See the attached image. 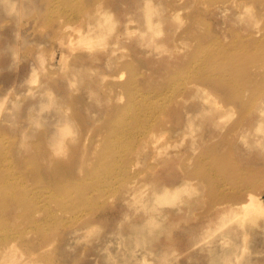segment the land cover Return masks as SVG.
Instances as JSON below:
<instances>
[{
  "label": "rangeland",
  "instance_id": "rangeland-1",
  "mask_svg": "<svg viewBox=\"0 0 264 264\" xmlns=\"http://www.w3.org/2000/svg\"><path fill=\"white\" fill-rule=\"evenodd\" d=\"M97 1L0 0V248L13 239L31 264H264V210L223 211L264 201V0H101L102 41L58 38ZM235 64L249 84L214 89L207 77L229 85ZM163 184L180 187L157 199ZM150 217L157 238L132 236Z\"/></svg>",
  "mask_w": 264,
  "mask_h": 264
},
{
  "label": "bare ground",
  "instance_id": "bare-ground-1",
  "mask_svg": "<svg viewBox=\"0 0 264 264\" xmlns=\"http://www.w3.org/2000/svg\"><path fill=\"white\" fill-rule=\"evenodd\" d=\"M18 1V0H17ZM142 1V0H141ZM233 1V0H232ZM236 3H238L237 1L238 0H234ZM233 1V2H234ZM240 1V0H239ZM249 1H253V0H246L245 2H244V6H247L248 4H249ZM21 2V1H20ZM239 4V3H238ZM240 5V4H239ZM238 5V6H239ZM102 6H103V2L101 1V0H99V1H97V3H95V6L93 7V8H91V9H89V10H87L84 14L82 13V15H81V17L79 18V19H77V22L75 21V24H73V23H67V24H65V25H61V27L60 28H58V32H59V36H58V38H64V35L65 34H68V36L70 35V37H67V39H68V42H66L67 44H69V42H70V39H72L73 38V34H72V32H73V30H76V28L77 27H81V28H85V31H83V32H80V33H77V35L78 36H80L82 33H84V35L85 36H87V38H88V40H89V44L87 45L88 47H92L93 45H95V44H92V43H90V42H92V41H97V42H99V41H102L103 39H104V37H105V34H104V32H103V28H102V23L103 22H105L107 19H108V12L107 11H104V10H102L101 8H102ZM241 7V6H240ZM144 9V8H143ZM152 6H151V4L148 2V4L146 5V9H145V14H146V19L144 18V20L145 21H143L142 23H143V26H144V28H146V29H150V30H156V27H157V22L158 21H156V20H154V19H152V16H151V13H152ZM257 17V16H256ZM153 18H155V17H153ZM134 19V18H133ZM130 21H133V20H130ZM131 23V22H130ZM130 27H131V25H130ZM130 27H129V29H130ZM74 28V29H73ZM132 29V28H131ZM130 29V30H131ZM126 31H128L127 30V28H126ZM42 32V31H41ZM57 32V33H58ZM130 32V31H129ZM76 33V32H75ZM72 34V35H71ZM55 35V34H54ZM57 35V34H56ZM59 40V39H58ZM60 43L62 42V41H59ZM256 43V42H255ZM247 47V46H246ZM253 47V46H252ZM242 49V48H241ZM244 50H246V49H244ZM238 52V51H237ZM217 53V52H216ZM239 53V52H238ZM63 52H61L60 53V55L58 56L59 57V62H61L62 64H65V62L64 61H62L63 59H64V57H63ZM214 54V53H213ZM241 54V53H240ZM103 55H106V54H103ZM112 56H113V54H111ZM232 55V54H231ZM264 55V54H263ZM240 57V56H238V54L236 53V55L234 54V57ZM209 57H211L214 61H216L218 58H217V55L215 54V55H213L212 56V54H211V56H209ZM208 57V58H209ZM233 57V56H232ZM233 57V58H234ZM207 58V59H208ZM226 58H227V56H226ZM230 58V57H229ZM105 59V58H104ZM211 59V60H212ZM225 59V58H224ZM232 59V58H231ZM237 59V58H236ZM235 59V60H236ZM241 59H243V58H241ZM109 60H110V58H109ZM117 61V60H116ZM242 61H244V60H242ZM236 63V62H235ZM66 64H69V63H67L66 62ZM128 64V63H127ZM227 64V63H226ZM238 65L239 64H235V65H232V69H233V74H234V76H235V74H236V77L233 79V76L230 74V75H228V77H227V81H230L229 82V85H228V83H226V82H224V81H221V82H219L218 80H216V79H214L213 77H207L206 75H204V72H203V74H200L198 77H200V78H210V80H211V82L214 84V86H215V88L214 89H217V91L218 90H222V91H225L226 89H229L230 87L232 88V89H234V90H236L235 92L239 95V92L246 86V84L245 83H247V84H249L248 83V81H250L251 80V78H249L250 76L249 75H246V74H244V75H242L241 76V79L240 78H238L239 77V75L237 74V72H238ZM241 65V64H240ZM222 66L223 65H220V69L221 70H223L224 68H222ZM241 66H245V65H241ZM130 69H131V67H130ZM129 69V70H130ZM229 69V68H228ZM133 70V69H132ZM133 72V71H132ZM232 72V71H231ZM130 73V72H129ZM250 73H252V72H250ZM106 74H108V73H105L104 75H106ZM120 75V73H112L111 74V76H116V75ZM130 74H132V73H130ZM103 75V74H102ZM121 76V75H120ZM232 76V79H230V77ZM129 77H132V76H129ZM119 78H121V77H119ZM213 78V79H212ZM245 78H247V79H245ZM243 79H245V80H243ZM131 79H129V81H126L125 83H121L122 84V87H123V89L125 90V92L127 93V95L128 96H130V98H129V102H130V104H132V105H134V106H140L141 105V101H136V97L134 96V94H133V87H134V85H133V80H132V82L130 81ZM243 80V81H242ZM135 81V80H134ZM204 82V81H203ZM203 82H201V83H203ZM206 83V82H205ZM208 83V82H207ZM210 83V82H209ZM208 83V84H209ZM111 84V83H110ZM119 84V83H118ZM196 85V84H195ZM111 86V85H110ZM121 86V85H120ZM205 86H207L206 84H205ZM212 87H213V85H212ZM111 88H112V86H111ZM202 88H203V86H202ZM210 88V87H209ZM205 89V88H204ZM212 91H214V90H212ZM252 92V91H251ZM219 93H221V91L219 92ZM230 93V92H229ZM236 93H234V94H236ZM227 94V93H226ZM217 95V94H216ZM215 95V96H216ZM219 96V95H218ZM3 98L2 97H0V100H2ZM139 99H141V98H139ZM218 100H220V99H218ZM218 102V101H217ZM235 103V102H234ZM218 104V103H217ZM59 105V106H58ZM216 105V104H215ZM223 105V104H222ZM228 105V104H227ZM226 105V106H227ZM218 106V105H217ZM220 106V105H219ZM218 106V107H219ZM54 107H55V110L57 111V113L59 114V116L60 117H58V119H56V123H57V126L55 127V131L53 132V133H51V135L49 136V138H48V141L49 142H52V143H54L55 145H58V147H57V149L58 150H62V147L64 148L65 146L63 145V143H65V142H67V141H65L64 142V140H63V137L65 138L67 135V132H69L70 130H72V125H67V123L70 121V118H64V116H63V112L65 111V108H64V106L62 105V102H59V104H57V106H56V103H55V105H54ZM216 107V106H215ZM222 107H224V105L222 106ZM231 107V106H230ZM229 107V108H230ZM220 108V107H219ZM228 108V107H227ZM228 108V109H229ZM33 112V111H32ZM42 112V111H41ZM44 112V111H43ZM40 113V112H39ZM47 113V112H46ZM35 116V115H34ZM34 116H30V119L33 121L35 118L37 119V117H34ZM38 118H40V116H38ZM149 125V124H148ZM54 126V125H53ZM41 128V127H40ZM43 128V127H42ZM146 128V127H145ZM45 130V129H44ZM46 132H47V130H45ZM42 132L44 133V131L42 130L41 131V134H42ZM45 132V133H46ZM44 135V134H43ZM45 136V135H44ZM152 136H155V133L154 132H148L147 133V135H146V138H145V142L147 143L148 142V140H149V138L150 137H152ZM154 138V137H153ZM152 138V139H153ZM155 138H157V137H155ZM151 139V140H152ZM156 140V139H155ZM152 141H154V139L152 140ZM14 142H16V141H14ZM46 142H47V140H46ZM14 144V143H13ZM18 144V143H17ZM48 144V143H47ZM153 144V143H152ZM61 145V146H60ZM155 145H157V144H155ZM60 151H58V152H60ZM53 153H56V150H54V152ZM41 154V153H40ZM42 155V156H41ZM41 155H39V156H37L38 157V159H40L39 157H41V159H46V157H47V155L46 156H44L43 157V154H41ZM54 155V154H53ZM56 155H57V153H56ZM59 155V154H58ZM61 155V154H60ZM2 157V156H1ZM1 157H0V159H1ZM3 158V157H2ZM13 162V161H12ZM109 168H107L106 170H108ZM220 169V168H219ZM105 169H104V171H106ZM244 170H246V172H249V171H252V168H250V167H247V168H245ZM33 173H34V175H35V177H37V178H39L40 179V177H41V175L39 174V173H36V172H34L33 171ZM38 175V176H37ZM245 177H246V175H245ZM210 178V177H209ZM247 178V177H246ZM250 178V177H249ZM184 179H186V178H184ZM241 179H243V178H241ZM189 180V179H188ZM187 180V181H188ZM214 180V179H213ZM240 180V179H239ZM211 181H212V179H211ZM215 181V180H214ZM214 181H213V183H214ZM241 181V180H240ZM244 181V180H243ZM242 181V184L244 183ZM246 182V181H245ZM186 183V180L185 181H183V184H185ZM209 183H210V179H209ZM215 184V183H214ZM238 184H240V183H238ZM167 184H163L160 188L159 187H155L154 188V190L152 191V193H159L160 195L159 196H157V199H167V198H169L171 195H173V193L176 191V190H178L179 189V185H171V186H166ZM213 185V184H212ZM245 186L246 185H249V184H247V183H245L244 184ZM243 186V185H242ZM250 186V185H249ZM214 187V186H213ZM246 188V187H245ZM248 188V187H247ZM246 188V189H247ZM142 189V188H141ZM141 189L138 187V185H137V183H135V181L133 180V181H131L130 183H128L127 185H126V191H133L134 193L136 192V191H141ZM175 194V193H174ZM226 200V199H225ZM228 200V199H227ZM245 200V201H244ZM244 200H237V201H231V203L229 204V206L227 207V208H225L224 206L226 205H224L223 203H222V201L220 202V203H222L223 205V207L225 208V209H223V211H225V212H228L230 209L231 210H236V208H239V210H243L242 212H244V209H247V208H250V207H248V206H251V208L252 209H247V210H249V215H251V216H249V219L251 218V220H252V217H255V215L258 213V212H261V210H264V201H262L261 199H259V197L257 196V195H255V194H253V193H251V192H249L248 193V195H247V198H245ZM224 201V200H223ZM12 202H14V203H18L17 201H12ZM13 203H7V202H3L2 203V205H4L5 207H11V206H13L12 205ZM1 205V204H0ZM220 206V205H219ZM181 207V206H180ZM184 207V206H183ZM218 207V206H217ZM221 207V206H220ZM222 210V209H221ZM247 210L245 211L246 213H247ZM230 212V211H229ZM244 212V213H245ZM226 214H228V213H226ZM247 215V214H246ZM153 217H150L149 218V220H150V223H148L149 225H150V227L149 228H145L143 225H138V224H136V223H133V224H130V228H131V230H132V236L134 235H140V236H143V237H149V238H153V239H155V238H157V236L159 235V233H160V227L159 228H157L158 227V225H156L155 223L154 224H151L152 222V219ZM244 218H247V217H245L244 216ZM243 217L241 218V219H244ZM157 221V220H156ZM149 222V221H148ZM256 223V221H255V219L253 218V224H255ZM258 223V222H257ZM89 224V223H88ZM159 229V230H158ZM130 230V231H131ZM9 232V231H8ZM246 234V233H245ZM8 235V234H7ZM9 236V235H8ZM244 238L246 237V236H243ZM6 238H7V236L6 235H0V241H5L6 240ZM0 264H31V262L29 261V260H26L25 258H24V256H22L21 254H19L17 251H16V249L14 248V243H13V239L12 240H10V241H8V242H6V243H4V245L0 248Z\"/></svg>",
  "mask_w": 264,
  "mask_h": 264
}]
</instances>
